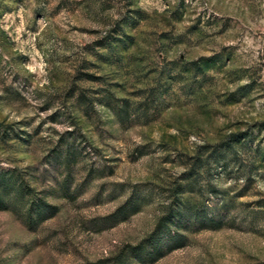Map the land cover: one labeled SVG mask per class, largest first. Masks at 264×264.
<instances>
[{
    "label": "rangeland",
    "instance_id": "374dc122",
    "mask_svg": "<svg viewBox=\"0 0 264 264\" xmlns=\"http://www.w3.org/2000/svg\"><path fill=\"white\" fill-rule=\"evenodd\" d=\"M261 124L264 0H0V264H264Z\"/></svg>",
    "mask_w": 264,
    "mask_h": 264
},
{
    "label": "trees",
    "instance_id": "16d2710c",
    "mask_svg": "<svg viewBox=\"0 0 264 264\" xmlns=\"http://www.w3.org/2000/svg\"><path fill=\"white\" fill-rule=\"evenodd\" d=\"M213 59L214 58H211V60ZM208 60L209 59H205L204 61V59L201 58L199 60L186 63L185 66H183L184 68L180 70V74L186 73V72L192 73L193 81H196L195 80L196 77L199 76L200 81L197 84V88H202L204 83H206V81L209 78L208 71L211 69L210 67L211 64H208L207 62ZM175 69L176 67L172 68L171 71H174ZM170 77L172 81L176 79L174 78L175 76L173 74L170 75ZM187 86L191 87V84H188V85L186 84V87ZM157 95H158L157 89L150 88L142 92V94L140 95V99H142V101H139V102L132 103L126 99H114V97L110 95V93H107L102 98V100H99V101L100 103H104L107 107L108 106L111 107L115 115L119 118L120 122L125 124V123L136 121L140 119L141 117H145L144 119H146V117L149 115L150 110L155 112L156 109H158L157 102L159 99ZM262 126H264V124L260 125V127ZM252 139H253V136H252V133L250 132H238V133L229 134L223 141L213 146L212 155L215 157L214 162L218 163L221 159L222 160L221 162L226 164L227 161H225L226 159L225 155H227L226 153L229 152L230 155H232V157H233V154L235 156L234 157L235 160L233 161L235 162L238 161L240 164L247 163V162H243V159H241V156H240L241 154H237L234 151V148L237 145L248 148V144L252 143L253 141ZM19 191L21 193L23 192V186H21ZM3 208H4V201L0 197V209H3ZM136 212H137L136 208H133V207H130L129 210H126V212L125 211L122 212V210L119 209V213H122L123 215L121 221L126 220L127 217L134 215ZM160 222L161 223L158 224V230H160L163 226V220ZM222 227H223V224L222 222L219 221V222L212 224L211 229L218 230V229H221ZM163 255L164 254L160 250H158L156 247H152L147 256H148L149 262L154 263L158 261L160 258H162Z\"/></svg>",
    "mask_w": 264,
    "mask_h": 264
}]
</instances>
